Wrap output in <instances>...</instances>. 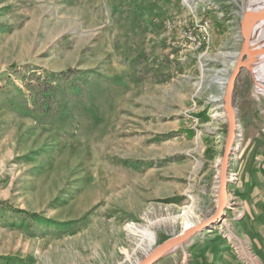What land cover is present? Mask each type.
Listing matches in <instances>:
<instances>
[{
    "label": "rangeland",
    "instance_id": "obj_1",
    "mask_svg": "<svg viewBox=\"0 0 264 264\" xmlns=\"http://www.w3.org/2000/svg\"><path fill=\"white\" fill-rule=\"evenodd\" d=\"M255 4L0 0V264H139L186 222L206 226L154 264H264V91L246 68L214 217L219 81Z\"/></svg>",
    "mask_w": 264,
    "mask_h": 264
},
{
    "label": "water",
    "instance_id": "obj_2",
    "mask_svg": "<svg viewBox=\"0 0 264 264\" xmlns=\"http://www.w3.org/2000/svg\"><path fill=\"white\" fill-rule=\"evenodd\" d=\"M264 15V9L261 11ZM243 19V35H244V44L240 52V57L238 63L236 64L233 72L231 82L226 88L225 96H224V109L226 112V118L228 120V135L226 142V152L222 159V167H221V187L219 193V208L217 213L215 214V218L218 217L223 208L226 205L227 195H228V181H227V171L229 168V158L232 150V146L236 141V128L238 126V117L237 112L234 106V92L236 87V80L242 69L246 68L251 71V61L250 59L254 54H262L264 56V40L263 41H255L250 40L245 34V27L250 21V13L245 10ZM252 72V71H251ZM213 217V218H214ZM213 220V219H212ZM206 226V223H201L195 227H191L166 241L156 247L147 257H145L139 264H154L164 255L172 252L177 247L182 245L188 239H190L193 235L201 231Z\"/></svg>",
    "mask_w": 264,
    "mask_h": 264
},
{
    "label": "bare ground",
    "instance_id": "obj_3",
    "mask_svg": "<svg viewBox=\"0 0 264 264\" xmlns=\"http://www.w3.org/2000/svg\"><path fill=\"white\" fill-rule=\"evenodd\" d=\"M258 0H250V2H256V4L254 6H247V8H245V10L250 13V21L247 24V26L245 27V34L246 36L251 40H255V41H263L264 40V36L261 38V40L259 39L260 36L264 35V15L261 12L264 9V0L259 1L260 3L257 2ZM188 2V1H186ZM258 3V4H257ZM260 29V30H259ZM229 52H227L228 54ZM237 53V52H236ZM230 53L227 56H231V65H233V70L236 66V64L238 63L239 60V55L240 53ZM224 55V54H223ZM251 61V71L254 75V78L256 80V84L258 86V91H264V56L262 54H254L253 57L250 59ZM230 65V66H231ZM232 70V71H233ZM231 78H232V74L229 77H225L222 78V80L220 79L219 83L222 85V87H228V85L231 82ZM239 126V125H238ZM238 126H237V130L235 132L236 137L238 135ZM227 181H228V177H227ZM200 224V223H199ZM199 224H193L191 222H186L185 227L183 229V231H185L186 229H189L191 227H195ZM183 231L181 233H183ZM149 239V238H148ZM151 243L154 242V236H150V240Z\"/></svg>",
    "mask_w": 264,
    "mask_h": 264
},
{
    "label": "built area",
    "instance_id": "obj_4",
    "mask_svg": "<svg viewBox=\"0 0 264 264\" xmlns=\"http://www.w3.org/2000/svg\"><path fill=\"white\" fill-rule=\"evenodd\" d=\"M201 30L203 29V27H199ZM186 34V35H185ZM185 36L192 42L194 43L195 47H199L201 45V40L199 39L200 37L198 36L197 33H195V31H193L192 29H189L188 31L185 32Z\"/></svg>",
    "mask_w": 264,
    "mask_h": 264
},
{
    "label": "trees",
    "instance_id": "obj_5",
    "mask_svg": "<svg viewBox=\"0 0 264 264\" xmlns=\"http://www.w3.org/2000/svg\"><path fill=\"white\" fill-rule=\"evenodd\" d=\"M49 87V86H48Z\"/></svg>",
    "mask_w": 264,
    "mask_h": 264
}]
</instances>
